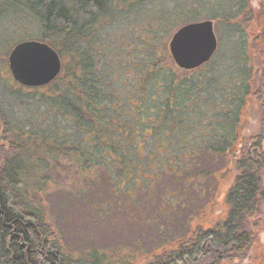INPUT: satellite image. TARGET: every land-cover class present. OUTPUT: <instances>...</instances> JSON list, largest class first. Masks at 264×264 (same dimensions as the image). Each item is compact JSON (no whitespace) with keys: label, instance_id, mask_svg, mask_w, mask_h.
<instances>
[{"label":"rangeland","instance_id":"rangeland-1","mask_svg":"<svg viewBox=\"0 0 264 264\" xmlns=\"http://www.w3.org/2000/svg\"><path fill=\"white\" fill-rule=\"evenodd\" d=\"M225 1L145 0L142 5L135 3L129 6V2L124 6L118 4L119 7H111L107 15L96 21L93 26L96 35L89 37L88 41L86 38L75 43L74 47L77 48H73L74 50L92 56L103 84L102 89L109 96L108 107L112 109L113 120L118 122L129 123L130 119L135 118L133 111L139 109L140 101L146 100L144 106L152 103V88L149 91L147 89L150 84L146 81L149 76H146L145 71L147 67L154 65L157 57L163 61L162 75L175 74L179 69L188 73L190 81L195 77L200 80L201 77L204 85V89L197 94L204 103L199 105L203 107V114L198 116L196 110L197 112L189 115L185 121L189 126L185 130L179 128L181 132L177 134L179 139L176 141L179 145L176 144L171 155L168 156L169 149L174 145L171 139V144L167 143L166 138L163 141L158 139L151 150L150 147H145L146 156L142 150L139 159L133 162L121 164L116 161L115 164L124 171V177L120 180L115 173H111L112 179L109 180L106 170L83 176L79 167L72 165L68 158L62 160V173L45 195V202L49 222L60 236L65 252L80 260L81 264H147L165 252L177 250L179 241L188 238L196 226L205 223L202 219L207 220L204 229L214 228L218 222L226 220L229 211L227 193L231 183L230 178L221 175L222 173L210 177L204 185L198 181V189H193L190 193L185 192L186 187L179 182L180 191L171 199V202H175L174 205L167 202L168 195L177 187V181H171V177L177 178L179 171H186L192 162L190 155L181 152L188 147L198 150L215 141L212 137L215 130H210V121L215 118L210 110L211 106L218 102L225 108L232 92L238 91L236 87L241 84L240 75L247 55H250L255 64L256 59L261 58L254 53V48L264 39V0H251L253 17L250 23L246 22L244 35L234 34L230 26L222 21L218 25L209 16L199 15L207 9L206 12L217 14L216 17H225L224 14L230 11L224 5L222 9L216 5L217 2L226 4ZM5 8L7 7L0 6L2 109L11 124L19 126L23 131L44 130L48 138L58 142L79 141L82 131L55 106L51 94L55 86L61 93L71 89V47L58 44L61 48V71L51 82L54 83L52 86L46 88V84L38 90L22 87L11 69L14 50L23 42L47 44L42 42L41 24L31 12L21 10L20 7ZM205 20L214 22L218 49L208 63L194 70H183L174 62L169 42L186 24ZM246 42L252 47L249 48ZM223 85L225 87L222 90ZM161 90L155 87L153 96L160 97L158 92L161 93ZM133 108L136 109L132 110ZM263 113L264 106H261L255 94L252 95L244 111L238 149L246 146L250 138L257 135ZM130 126L131 124L127 128L122 126V133H133L130 136L132 138L140 136L138 141H141L142 147L147 137L140 131L136 134L137 127L131 129ZM184 133H187L186 137ZM197 162L199 168H189L193 176L201 173L203 163L212 170H219L223 164L220 160L214 161L212 168L201 157ZM262 179L264 194V172ZM251 224L248 229L252 232L254 241L246 259H224L218 263L229 253L218 251L220 255L216 256L213 252L211 259H201L199 264H216L217 261V264H264V202L260 216H254Z\"/></svg>","mask_w":264,"mask_h":264},{"label":"trees","instance_id":"trees-1","mask_svg":"<svg viewBox=\"0 0 264 264\" xmlns=\"http://www.w3.org/2000/svg\"><path fill=\"white\" fill-rule=\"evenodd\" d=\"M127 2L129 6L135 3L142 5L145 0H0V6L7 7L5 9L20 7L21 10L31 12L41 24L42 42L59 57V43L63 47H71V89L61 93L55 86L51 94L55 106L83 133L79 141L69 140L67 143L48 138L44 130L23 131L19 126L11 124L0 105V264H81L80 260L65 252L60 236L49 222L45 202V195L62 173V160L68 158L72 165L79 167L83 176L106 170L109 180L112 179L111 173H115L120 180L124 177V171L115 164L116 161L121 164L133 162L139 159L142 150L146 156L145 147H150L151 150L154 142L165 138L167 143L171 139L174 144L169 149L168 156L171 155L179 145L176 142L179 139L177 134L181 132L179 128L185 130L189 126L185 124L189 115L197 112L196 110L198 116L203 114V107L199 106L203 100L197 95L204 89L203 79L193 77L194 80L190 81L188 73L179 69L175 74L162 75L163 61L157 57L154 65L147 67L145 71L146 76H149L146 81L150 84L145 86L148 91L152 88V103L144 106L146 100L140 101L139 109H132H136L133 111L136 116L129 123L113 120L112 109L108 107L109 96L102 89L103 84L92 56L73 48H77L74 47L75 43L86 38L88 41L89 37L96 35L94 24L100 17L107 15L111 7H119L118 4L124 6ZM225 3L216 4L221 9L224 5L230 11L224 14L225 17H216L217 14L208 13L207 9H204L205 14L203 12L199 15L209 16L218 25L222 21L230 26L234 34L244 35L246 22L250 23L253 17L251 0H226ZM260 42L254 48V53L261 58L256 59L255 64L250 55L245 57L240 75L241 84L236 87L237 92H232L227 106L222 108L218 102L217 105L214 104L215 107L211 106L210 110L216 119L210 121V130H215L212 133L215 141L198 150L192 147L184 149L181 153L190 155L192 162L186 171H179L177 178L170 179L177 181V187L174 192H170L167 200L174 205L175 202H171V199L180 191L179 182L186 187L184 191L190 193L193 189H198V181L204 185L210 177L221 173L230 178L226 220L224 223L218 222L214 228L204 229L207 220L200 218L205 223L196 226L194 237L191 234L178 242L177 250L165 252L147 264H199L201 259H211L213 252L216 256L220 255L218 251H228L231 254L228 253L218 263L224 259L242 261L249 254L254 236L248 227L252 225L254 216H260L264 202V113L257 135L251 137L246 146L241 149L238 147L243 115L249 99L255 94L261 106H264V39ZM247 44L249 48L252 47L249 42ZM52 84L54 83L47 84L46 88ZM20 85L34 90L45 87ZM155 87L162 89L161 93L158 92L160 97L153 96ZM224 87L221 86V89ZM128 124H131V129L137 127L136 134L141 132L147 137L142 147L141 141H138L140 136L132 138L130 136L133 133H122L121 127L127 128ZM184 135L186 137L187 133ZM200 157L202 161H208L212 168L214 161L220 160L223 164L219 170H212L203 163L201 173L193 176L189 168H199L197 160ZM118 188L121 189L119 185Z\"/></svg>","mask_w":264,"mask_h":264},{"label":"water","instance_id":"water-1","mask_svg":"<svg viewBox=\"0 0 264 264\" xmlns=\"http://www.w3.org/2000/svg\"><path fill=\"white\" fill-rule=\"evenodd\" d=\"M218 49L214 22L186 24L169 42L174 62L183 70H194L208 63ZM11 69L20 83L39 87L51 83L61 71L59 55L45 45L24 43L11 56Z\"/></svg>","mask_w":264,"mask_h":264},{"label":"flooded vegetation","instance_id":"flooded-vegetation-1","mask_svg":"<svg viewBox=\"0 0 264 264\" xmlns=\"http://www.w3.org/2000/svg\"><path fill=\"white\" fill-rule=\"evenodd\" d=\"M191 230H192V229H191ZM195 233H196V230H194V231L192 232V235H191V236L194 237ZM193 237H192V238H193ZM253 239H254V237H253Z\"/></svg>","mask_w":264,"mask_h":264}]
</instances>
